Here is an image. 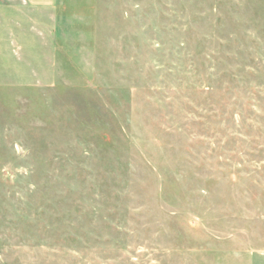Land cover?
Wrapping results in <instances>:
<instances>
[{
  "label": "rangeland",
  "instance_id": "374dc122",
  "mask_svg": "<svg viewBox=\"0 0 264 264\" xmlns=\"http://www.w3.org/2000/svg\"><path fill=\"white\" fill-rule=\"evenodd\" d=\"M7 1L0 264H264V0Z\"/></svg>",
  "mask_w": 264,
  "mask_h": 264
},
{
  "label": "crops",
  "instance_id": "0c3cea01",
  "mask_svg": "<svg viewBox=\"0 0 264 264\" xmlns=\"http://www.w3.org/2000/svg\"><path fill=\"white\" fill-rule=\"evenodd\" d=\"M14 2L20 3L19 5L29 6L35 9H51L56 7L58 0H13ZM7 0H0V12L5 13L8 12L6 7ZM15 8H17V3L12 4ZM18 5V6H19Z\"/></svg>",
  "mask_w": 264,
  "mask_h": 264
}]
</instances>
